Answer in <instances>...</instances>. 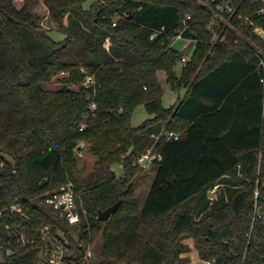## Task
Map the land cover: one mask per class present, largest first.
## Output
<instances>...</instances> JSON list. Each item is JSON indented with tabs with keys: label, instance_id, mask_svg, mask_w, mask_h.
<instances>
[{
	"label": "trees",
	"instance_id": "trees-1",
	"mask_svg": "<svg viewBox=\"0 0 264 264\" xmlns=\"http://www.w3.org/2000/svg\"><path fill=\"white\" fill-rule=\"evenodd\" d=\"M87 1L44 0L64 34L57 41L41 31L32 0L21 8L0 0V205L19 201L27 213L3 211L0 236L32 239L14 243L0 264H51L37 223L69 235L72 227L42 204L69 181L82 222L63 264H94L85 259L99 232L98 264H187L185 236L213 264H264V39L250 24L264 29V0H94L88 9ZM220 2H236L229 19L242 35L228 29L213 40ZM179 30L197 42L177 76ZM159 71L172 90L186 89L178 104L163 106ZM59 74L61 87L44 86ZM141 104L153 116L134 126ZM82 140L97 157L86 176ZM149 151L158 171L141 208L132 181ZM226 182L227 191L208 197ZM118 201L101 220L99 211Z\"/></svg>",
	"mask_w": 264,
	"mask_h": 264
},
{
	"label": "rangeland",
	"instance_id": "rangeland-1",
	"mask_svg": "<svg viewBox=\"0 0 264 264\" xmlns=\"http://www.w3.org/2000/svg\"><path fill=\"white\" fill-rule=\"evenodd\" d=\"M25 0H15L16 5L21 8L24 5ZM94 2V0H88L85 4V8H90V5ZM103 2L106 3L105 0ZM234 5L237 6L236 2H234ZM232 4L228 5L227 7L224 6V3L221 2L217 4L215 8H213L214 17L216 18V21H212L209 25V28L212 29V23L216 24L218 28L220 29L219 32L214 31V41H222L225 39L224 36H222V32L224 30L227 32L228 29H231L235 31L237 34L242 35L243 32L240 29L239 26H236L232 21H230V16L233 14V12L236 10V6ZM232 8V10L230 9ZM31 10L33 13L39 15L40 17V25H41V31L43 33L50 34L55 40L59 41L64 38V34L59 31V24L51 17L50 12L47 8V6L44 3V0H32L31 3ZM227 13H230L229 16H227ZM242 12H239V16H241ZM223 24V25H222ZM252 24V22L250 23ZM252 26V25H251ZM227 28V29H226ZM254 29V26H253ZM174 47L178 49L180 52H182L183 56L187 55L188 59L192 55L194 51V44L190 43L189 39L183 38L173 41ZM182 66L183 62L180 59L176 66H175V72L177 76H180L182 73ZM64 75L59 74L55 77H53L52 81L49 83H45L44 86L49 89H57L62 86V82L60 78H62ZM164 73H160L161 83L163 84L164 88V94L162 96V103L163 106L168 108L174 105L179 98H182L184 96V89H181L179 91L172 90L170 85L166 83L164 78ZM76 88L75 86H73ZM153 115L147 110V108L144 105L137 106L131 115V123L134 126L140 125L143 121L146 119L152 117ZM97 161V157L92 154V152L88 148V144L86 148L84 149V152L79 155L78 154V164L81 169V174L83 176L88 175L95 167ZM113 169L117 174H121L122 167L120 163H117L113 166ZM158 171V165H153L152 163L149 165H142L140 164L139 170L137 171L135 177L133 178V186L136 195L139 199V205L141 208H144L150 188L155 180L156 174ZM229 183L226 182L222 184H216L213 187L208 189V197L211 199H215L219 196L221 190H226L229 187ZM85 215V214H84ZM74 234V232H72ZM102 233L99 232L98 235L95 237L93 243L90 246V249L86 255L85 260H89L90 262L94 264H98L102 257L100 254V248L102 245ZM184 244L187 246V251L183 254L188 259L187 264H213L210 261L203 260L199 252L195 246V239L192 236H185L183 240ZM120 264V263H119Z\"/></svg>",
	"mask_w": 264,
	"mask_h": 264
},
{
	"label": "built area",
	"instance_id": "built-area-1",
	"mask_svg": "<svg viewBox=\"0 0 264 264\" xmlns=\"http://www.w3.org/2000/svg\"><path fill=\"white\" fill-rule=\"evenodd\" d=\"M227 7L230 3L225 4ZM232 10V8L230 7ZM117 24L116 20L113 21V25ZM254 26V31L259 34L262 39H264V29L258 25ZM184 34L183 30L177 31L174 40L183 39ZM194 45L196 44V39H189ZM182 62H186L188 60V56L184 55L182 57ZM263 62V61H262ZM83 71L86 73L83 84L85 87H93L96 83L95 76L87 73L85 69ZM98 107L96 102L91 103V109L96 110ZM84 124L81 125L80 130H83ZM168 138L175 137L178 138L179 133L170 131L167 133ZM87 143L82 140L76 147V151L79 155L84 152ZM156 158L155 154H152L150 151L143 154L138 162L142 165H149ZM256 197H258V191H256ZM45 207L53 210L58 217L70 225L72 228L69 231V235H66V232L61 228L59 233L57 234L54 231L53 225L46 223L44 221H40L37 223V230L41 234L43 239V250H42V258L46 263L51 264H63L66 262L68 255L71 250L70 246V236L77 239L76 230H79L80 224L82 222V212L77 203V193L76 188L73 182L69 181L66 184L60 186L53 193L49 194L45 197L44 202H42ZM3 211H10L12 213H21L27 216L25 208L23 204L19 201H14L10 205L1 206L0 205V214ZM85 212V211H83ZM9 228V226H7ZM74 232V234L72 233ZM65 234V235H64ZM28 242H32V239L28 237L23 232H11L9 236H0V261L6 260L8 257L12 256L16 249L13 244H26Z\"/></svg>",
	"mask_w": 264,
	"mask_h": 264
},
{
	"label": "water",
	"instance_id": "water-1",
	"mask_svg": "<svg viewBox=\"0 0 264 264\" xmlns=\"http://www.w3.org/2000/svg\"><path fill=\"white\" fill-rule=\"evenodd\" d=\"M121 204V201L116 202L115 204H113L112 206L108 207L105 210H100L99 211V218L101 220H107L111 214L119 207V205Z\"/></svg>",
	"mask_w": 264,
	"mask_h": 264
},
{
	"label": "crops",
	"instance_id": "crops-1",
	"mask_svg": "<svg viewBox=\"0 0 264 264\" xmlns=\"http://www.w3.org/2000/svg\"><path fill=\"white\" fill-rule=\"evenodd\" d=\"M190 43L193 44L191 41H190ZM183 64H184V62H183ZM161 72L164 73L165 76H164L163 79L166 81L167 75H166L165 71H159V72H158V77H159V79L161 80V78H160V73H161ZM161 81H162V80H161ZM166 83H167V82H166ZM162 85H163V84H162ZM183 89H184V91L186 92V89H185V88H183ZM185 92H184V94H185ZM182 98H183V97H182ZM182 98H179V100H178L175 104H178V103L181 101Z\"/></svg>",
	"mask_w": 264,
	"mask_h": 264
}]
</instances>
